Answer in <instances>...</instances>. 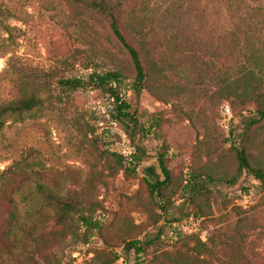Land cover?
<instances>
[{
	"label": "rangeland",
	"instance_id": "374dc122",
	"mask_svg": "<svg viewBox=\"0 0 264 264\" xmlns=\"http://www.w3.org/2000/svg\"><path fill=\"white\" fill-rule=\"evenodd\" d=\"M118 1L125 32L144 41L152 61L165 68L152 76L155 90L139 98L132 62L102 17L67 0H0L9 28L0 31V104L19 98L9 76L18 68L51 87L42 112L8 123L0 134L1 223L4 232L17 235L9 264H105L113 253L119 257L114 264H164L157 256L194 245L195 237L227 241L238 220H245L244 230L264 227L261 185L252 175L239 174L230 140L232 132V139L240 140L254 108L242 112L239 104L228 103L215 79L218 73L222 81L225 64L238 59L228 46L226 0ZM251 16L245 18L249 25ZM246 30L241 28L243 35ZM260 31L250 36L257 46ZM116 69L126 77L123 100L147 128L156 123L147 136L137 137L145 155L134 175L115 159L118 155L124 167L133 168L136 150L113 117V102L91 89L66 93L58 84ZM246 140L253 157L263 158L264 122L249 130ZM162 151L171 181L163 198L152 197L147 170L160 173ZM195 174L199 179L192 181ZM59 200L96 210L101 233L85 244L83 230L71 234L77 217L56 225ZM134 240L155 244L137 258L126 244ZM263 244L253 245L252 253L264 255ZM216 249L225 257L224 245Z\"/></svg>",
	"mask_w": 264,
	"mask_h": 264
},
{
	"label": "trees",
	"instance_id": "16d2710c",
	"mask_svg": "<svg viewBox=\"0 0 264 264\" xmlns=\"http://www.w3.org/2000/svg\"><path fill=\"white\" fill-rule=\"evenodd\" d=\"M73 5L85 10L88 13L102 17L108 25L113 38L124 48L128 54L133 68V90L137 98L145 91L155 90L151 85L154 73H164L165 68L157 62H153L144 41L137 39L134 35L126 33L122 27L123 6L118 0H67ZM230 11V31L227 39L232 56L237 57V62L230 60L225 64L226 72L220 81L218 73H215L217 84L223 86L224 100L228 103L239 104L242 112H249L254 108V112L244 123L245 132L234 140L235 132L231 136V150L235 154L238 172L252 175L258 181L263 191L262 204L264 205V157H253L252 149H248L246 137L249 130L254 129L264 122V0H226ZM0 14L5 12L0 10ZM252 15V23L249 25L245 20L246 16ZM262 16V17H260ZM4 17L0 15V31L9 32L8 26L4 22ZM260 17V18H259ZM247 27V33L243 35L241 28ZM255 27V28H254ZM262 32L258 37L257 46L251 42V35L256 29ZM243 35V36H242ZM147 63L149 64L147 68ZM10 79L17 87L19 98L9 103L0 104V134L4 131L8 123H19L34 112H42L48 98L44 93L51 90L47 81L39 82L36 75L26 73L25 69L18 68L11 73ZM214 77V75L212 76ZM123 70L116 69L106 73L94 72L88 79H61L58 84L62 86L64 92H76L85 90H95L103 96H107L113 102L115 121L123 128L124 133L135 147V155L132 157L133 168L124 167L122 158L115 155L119 168L136 174L140 167L145 151L137 144L138 136H147L155 127L151 124L148 128L140 121L137 109L131 103L123 100L120 86L125 80ZM157 164L160 173L155 167L147 170L148 177L145 180L149 193L163 198V191L171 181V171L168 167L166 152H159ZM161 176L163 180H161ZM239 176V175H238ZM196 174L191 176L192 181L198 180ZM201 177V176H200ZM236 181V179H235ZM235 181L231 183H235ZM187 190V189H186ZM0 201H2L0 197ZM56 225H61L63 220L70 218L75 220L77 225L72 235H76L83 230L81 239L87 244L91 238L100 234L102 226L95 218L96 210L93 208L78 207L72 200L56 203ZM164 210V209H163ZM245 220H238L234 224L231 236H227V241L219 239L216 243L214 236H210L206 242L199 238L193 240L194 245L185 243L182 249L176 253L157 256L158 261L164 264H264V255L254 254L251 247L264 243V227L260 229L252 228L244 230ZM4 225L0 217V264H9L13 261L15 253V243L17 242L14 230L4 232ZM77 229V233L75 232ZM221 228V227H220ZM72 229V228H71ZM257 233L254 241H249L252 235ZM162 232L157 235L158 240ZM263 242V243H262ZM132 254L139 258L154 247V240L130 241L126 243ZM224 245L226 254L222 257L217 246ZM264 246V244H263ZM117 254H112V258L105 264H114L118 260ZM104 264V263H103ZM143 264V263H142Z\"/></svg>",
	"mask_w": 264,
	"mask_h": 264
},
{
	"label": "built area",
	"instance_id": "2783aa9c",
	"mask_svg": "<svg viewBox=\"0 0 264 264\" xmlns=\"http://www.w3.org/2000/svg\"><path fill=\"white\" fill-rule=\"evenodd\" d=\"M225 111H226L227 114H230V109L228 107L225 108ZM76 256L77 255H75V258H77Z\"/></svg>",
	"mask_w": 264,
	"mask_h": 264
}]
</instances>
